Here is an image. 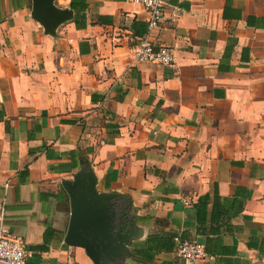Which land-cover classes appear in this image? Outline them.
I'll use <instances>...</instances> for the list:
<instances>
[{
  "label": "crops",
  "instance_id": "obj_1",
  "mask_svg": "<svg viewBox=\"0 0 264 264\" xmlns=\"http://www.w3.org/2000/svg\"><path fill=\"white\" fill-rule=\"evenodd\" d=\"M161 1L150 31L140 5L85 0L83 29L49 35L30 0H0V210L26 264H92L63 243L62 184L86 168L136 233L120 264L154 233L213 252L153 264H264V0ZM142 38L172 65L133 61Z\"/></svg>",
  "mask_w": 264,
  "mask_h": 264
},
{
  "label": "water",
  "instance_id": "obj_2",
  "mask_svg": "<svg viewBox=\"0 0 264 264\" xmlns=\"http://www.w3.org/2000/svg\"><path fill=\"white\" fill-rule=\"evenodd\" d=\"M54 0H30V16L53 34L61 23L72 20L70 9H56ZM95 180L86 168L76 173L62 187L68 197L69 216L63 243L79 248L92 264H120L126 247L136 238L123 212L117 210L118 198L110 193L95 191Z\"/></svg>",
  "mask_w": 264,
  "mask_h": 264
},
{
  "label": "built area",
  "instance_id": "obj_3",
  "mask_svg": "<svg viewBox=\"0 0 264 264\" xmlns=\"http://www.w3.org/2000/svg\"><path fill=\"white\" fill-rule=\"evenodd\" d=\"M129 3L140 5L147 14L146 25L150 31L160 22L162 17L161 0H126ZM136 63H147L158 67H169L173 63L171 51L162 46L151 45L146 38L139 39L133 54ZM6 187V184L4 185ZM3 212L0 210V264H26V252L18 239L8 235L3 223ZM176 254L184 263H193L205 257L202 244L194 241L178 244Z\"/></svg>",
  "mask_w": 264,
  "mask_h": 264
},
{
  "label": "trees",
  "instance_id": "obj_4",
  "mask_svg": "<svg viewBox=\"0 0 264 264\" xmlns=\"http://www.w3.org/2000/svg\"><path fill=\"white\" fill-rule=\"evenodd\" d=\"M68 8L73 12V17L71 22L74 24L76 29H83L85 27V16L84 12L86 10L85 0H69ZM212 207L216 205L218 202V196L216 193L212 195ZM209 201V197L207 195H203L199 197L196 203L192 206L195 214V222L198 226H203L206 218V210L207 204ZM220 213V210H218ZM214 215L212 212L210 214V222L215 223L218 221L217 214ZM215 234V232L211 233ZM175 235L171 233H154L148 235L143 241L140 248L131 250V258L138 264H153L154 257L156 254L160 252H171L177 248L179 243H176ZM208 239H205V246H203V250L206 253H212L213 251L207 250ZM159 264H170L167 262H161Z\"/></svg>",
  "mask_w": 264,
  "mask_h": 264
}]
</instances>
